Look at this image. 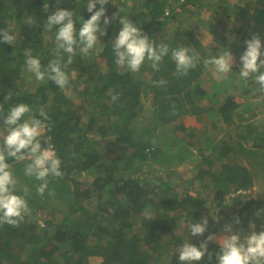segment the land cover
I'll list each match as a JSON object with an SVG mask.
<instances>
[{"label": "trees", "instance_id": "1", "mask_svg": "<svg viewBox=\"0 0 264 264\" xmlns=\"http://www.w3.org/2000/svg\"><path fill=\"white\" fill-rule=\"evenodd\" d=\"M253 1L109 0L104 5L108 17L123 9L120 16L131 19L157 45L167 44L169 54L159 71L149 61L136 73L117 65L112 50L122 28L117 18L87 56L77 50L66 69L69 86L62 90L50 80L37 81L26 70L24 51L31 48L46 67L54 58L56 32L45 30L47 17L57 9L72 10L78 30L92 14L87 11L88 0H0V29L17 37L14 45L0 42V105L5 114L19 103L28 104L37 119H43L40 110L47 114L42 146L53 145L63 172L62 178H48V190L41 196L36 192L40 181L24 175L28 161L8 160L18 180L17 194L28 189L32 215L19 227L0 226V264H90L91 257H99L98 264H181L179 247L191 238L172 228L165 208L188 223L207 218V230L193 244L197 247L209 235L227 234V225L242 236L244 229L253 231V225L257 233L264 230V184L258 198L245 201L234 215L225 213L241 197L239 190L264 178V130L250 121L256 104L240 103L229 89L240 67L221 84L213 79L209 89L202 78L206 70L202 57L187 76L177 75L171 50L187 45L179 44L166 28L187 15L192 30L214 35L213 48L245 51V40L253 34L264 43L263 10L254 7L239 25L226 21L245 12L244 5ZM26 15L34 18L33 26L23 22ZM250 20L254 25L248 29ZM258 21L262 33L254 29ZM164 28L165 33H154ZM9 92L11 99L5 102ZM189 114L200 125L184 137L177 126ZM236 115L250 122L237 126L234 135L220 131ZM223 142L227 146L220 154L234 153L221 163L225 167H203L202 161ZM187 161L191 167L184 166ZM242 161L247 167L238 168ZM170 178L185 188L177 190ZM146 206L152 220L145 218ZM207 247L198 264H218L219 242L209 241Z\"/></svg>", "mask_w": 264, "mask_h": 264}, {"label": "clouds", "instance_id": "2", "mask_svg": "<svg viewBox=\"0 0 264 264\" xmlns=\"http://www.w3.org/2000/svg\"><path fill=\"white\" fill-rule=\"evenodd\" d=\"M109 0H88L87 11L92 13L90 18L82 21L77 30L74 13L68 9H57L47 17L45 30L55 32L54 58L47 66H42L39 58L32 54V49L24 51L25 67L29 73L34 74L37 81L54 82L60 89L69 86V75L66 69L73 64L77 50L87 56L91 50L100 43L99 37L106 35L107 26L119 18L121 30L112 42V50L115 63L129 71L139 72L145 61L151 62V67L159 71L164 57L169 54L167 44H156L137 27L136 24L119 13L123 9L118 8V13L112 17L106 15L104 5ZM100 7L97 10L96 5ZM103 20V26L101 21ZM23 22L30 27L35 24L33 17L26 15ZM16 35L8 30L0 29V42L14 45ZM246 49L240 56L239 77L247 83L252 79L258 85L255 91L264 94V43L258 34H253L245 40ZM65 56L67 59H65ZM171 59L176 65L177 75L187 76L190 69L197 67L201 57L191 47H177L171 50ZM234 57L228 51L203 60L205 68L212 66L214 73L219 79H223L231 72ZM164 84L163 80L158 82ZM119 98V93L112 96L113 102ZM11 99V92L5 97V102ZM32 108L26 103H19L8 108L7 113L3 105H0V226L8 225L13 228L19 227L27 216L32 215L27 197L28 189L24 188V194H17L18 180L11 170L9 159L15 161H28L23 171L24 175L34 178L40 183L36 187L37 194L43 196L48 190L49 177L62 178L61 160L57 157L53 145L42 146L43 136L48 120L47 114L40 110L43 119H37L32 115ZM49 196H54L53 191H48ZM146 219L154 218L150 206L144 209ZM259 215V213H257ZM236 223H239L237 218ZM207 218L202 222L191 223L189 230L193 236H202L207 230ZM226 235L216 238L209 235L206 241L201 242L199 247L189 242L179 247V260L181 264H198L208 252L207 243L218 239L219 252L216 253L218 264H264V230L257 233L254 230L243 236L239 231H233L231 225L225 227ZM212 254H208L211 260Z\"/></svg>", "mask_w": 264, "mask_h": 264}, {"label": "rangeland", "instance_id": "3", "mask_svg": "<svg viewBox=\"0 0 264 264\" xmlns=\"http://www.w3.org/2000/svg\"><path fill=\"white\" fill-rule=\"evenodd\" d=\"M230 2L234 3L236 0H229ZM210 4H208L209 6ZM257 7L259 9H262V15H264V2H261L259 0H254L252 3H250V5H244V9L245 12L242 11L239 15H237L235 18H229V20L226 21V23H228L231 26H235V25H239L241 22L243 21H247L248 17H250L249 15L252 14L253 12V8ZM259 14V13H257ZM188 16L185 15L184 18H181L180 21H174V22H170L166 25V28L170 29L171 35H173L177 41L179 42V44L183 45L186 44L187 47L191 46L193 47L196 52L199 53L200 57L204 59L210 58L212 56H216L219 55L221 53H226V52H230L233 57H234V64H233V68L231 70V72H235L233 71L234 69H236L235 67L239 66L240 67V56L242 55L244 50H233V48H229V49H225L224 51H218L217 49L213 48V46H216V43L214 44L213 42V38L214 35L212 33H208V32H203L199 29V30H195V29H191V23L189 22V18H187ZM252 24V21L250 20V23L248 21V25L246 28L251 29L250 27H252L254 25V23L252 24V26H250ZM260 22L258 21V25L256 24L254 29H256V33L260 32L262 33L263 31L261 30V25ZM264 26V25H262ZM163 29L162 32H154L156 35L158 34H163L165 33V29ZM179 28V29H177ZM169 33V32H168ZM240 37V35L238 36ZM175 39V40H176ZM247 39H249V37H247ZM220 40V39H219ZM213 48V50L211 49ZM207 55V56H205ZM206 70L202 73V78H205V80L207 81L206 83V87L207 89L210 88V86L213 84L212 80L214 79L218 81V84L222 83V80L225 79H219L217 78V76L214 73V69L212 66H209L208 68H205ZM229 74V73H228ZM227 74V75H228ZM238 75V76H237ZM239 72L236 74V77L234 78V80L232 81V84L230 85L229 89L232 95H236V99L240 102L243 103L245 101L250 102L251 104L255 103L256 104V109L254 111V116L253 118H251L250 121H252L255 125L259 126V129H263L264 130V94L255 91L256 88L258 87L257 84H255V82L253 83H245L244 81H240L239 79ZM212 83V84H210ZM258 94V96L256 98H254L253 94ZM252 99H256L255 101H253ZM236 119L233 120V123L230 124V126H228V128L224 129L225 127H223V129H221L220 131L224 132L226 130H228L227 132H230L229 134L234 135V129H236L237 126H241L240 124H245L247 122H250L248 120H242L240 119V116L236 115ZM200 123L197 121V119L189 114V115H185L184 118L179 122L178 124V128H177V133H179V135L184 136L185 133H187V131H189L192 128L197 129L199 127ZM223 126V124H220L221 128ZM185 137V136H184ZM230 137V136H229ZM233 138V137H232ZM227 143H222L217 150L215 151V153H212L211 155H209V157L206 159V161H202L203 163V167L211 169V170H215V169H219L221 167H225L223 164L224 160L227 158V156H233L234 153H229L227 155H224L223 153L220 154L221 152H224L226 150V145ZM236 152V151H233ZM226 157V158H225ZM189 161V160H188ZM184 163L185 167H191V164ZM222 165V166H221ZM238 168H242V167H247V165H245V163L242 161L241 163H238ZM179 171H182V168H179ZM190 172V171H189ZM185 174H189L187 172V170H185ZM177 176H179V174H177ZM262 177V176H261ZM260 178V182L259 184H252L249 185L247 188L245 189H241L239 190L237 193L241 194V197H238V199H236L235 201H232V208L228 209L225 213L226 215H228L229 213L231 215H234V211L238 210L239 208L243 207L245 201L247 200H252V199H256L258 198V196L260 195L259 192L262 191V185L264 184V178L262 177ZM173 178H170L169 182L171 185L175 186V188L177 190H181L185 188L184 183H181L180 181H176V180H172ZM264 189V187H263ZM235 193H231V195H234ZM206 195V194H205ZM210 195H207V197H209ZM247 210V209H246ZM167 213V215H164V217H166L167 220H169L172 224V228L176 229L177 231H181L183 234V231H185V233L188 232L187 236L189 238H191V244H195L197 243L198 237L201 236H193L189 230V225L191 223H195L194 221H192L191 223L186 222L185 218L181 219V216L175 211V212H171L169 211L168 208H165V212ZM187 228V229H185ZM244 233L246 235L250 234V232H247L246 229H244ZM247 233V234H246ZM223 235H226L224 233L220 234H214L213 236L216 238L222 237ZM243 237V236H242ZM218 242V239H215ZM100 258L99 257H91L90 258V264H98Z\"/></svg>", "mask_w": 264, "mask_h": 264}]
</instances>
